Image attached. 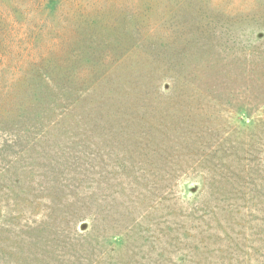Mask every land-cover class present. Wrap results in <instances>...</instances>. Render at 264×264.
Returning <instances> with one entry per match:
<instances>
[{"label": "rangeland", "instance_id": "1", "mask_svg": "<svg viewBox=\"0 0 264 264\" xmlns=\"http://www.w3.org/2000/svg\"><path fill=\"white\" fill-rule=\"evenodd\" d=\"M67 26L125 66L2 58L0 264H264V0H0Z\"/></svg>", "mask_w": 264, "mask_h": 264}, {"label": "trees", "instance_id": "2", "mask_svg": "<svg viewBox=\"0 0 264 264\" xmlns=\"http://www.w3.org/2000/svg\"><path fill=\"white\" fill-rule=\"evenodd\" d=\"M69 30L68 26L63 31L60 29L58 31L50 30L49 27L44 28L40 31L42 38L38 42H34L32 39L30 40L32 30L25 32L23 30L25 38L20 39L17 32L10 28L5 31L9 37L8 45L5 46L2 43L0 46V63H4L2 60L6 58L8 53L10 57L22 60L24 64L34 62L32 65L35 66L37 75L31 79V82L30 80L25 81L26 78L24 84L27 87L35 88L34 80H39L36 86L43 90L47 86H55L61 81H68L66 83H69L70 79L75 78L74 72H77V69H83L85 72L90 70L102 71L109 74L118 68H122L123 65L125 66V57L122 56V51H118L120 44H115L110 50L113 53L102 49L96 50L94 46L100 44L94 42L97 36L92 35V39H88L86 46L83 40L79 42L78 39L73 38L72 34L70 37ZM2 32L1 34H4ZM12 45L16 47L10 49ZM84 46H86V51L83 50ZM90 47H92L91 51ZM103 59L104 61H102Z\"/></svg>", "mask_w": 264, "mask_h": 264}]
</instances>
